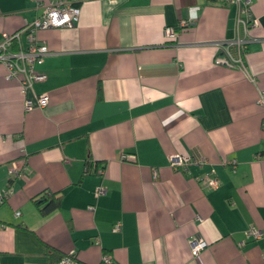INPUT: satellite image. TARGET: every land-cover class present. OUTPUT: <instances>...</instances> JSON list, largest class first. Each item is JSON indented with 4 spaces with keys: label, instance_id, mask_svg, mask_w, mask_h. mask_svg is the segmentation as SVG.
Returning a JSON list of instances; mask_svg holds the SVG:
<instances>
[{
    "label": "crops",
    "instance_id": "crops-1",
    "mask_svg": "<svg viewBox=\"0 0 264 264\" xmlns=\"http://www.w3.org/2000/svg\"><path fill=\"white\" fill-rule=\"evenodd\" d=\"M37 1L0 0V41L42 13ZM80 7L74 26L37 31L50 53L27 97L47 93V106L27 110L0 62V264L68 253L86 264H263L264 0L249 6L245 71L215 62L244 33L233 0ZM176 153L204 163L175 167ZM52 193L59 204L44 212L35 200ZM191 239L208 246L193 255Z\"/></svg>",
    "mask_w": 264,
    "mask_h": 264
},
{
    "label": "built area",
    "instance_id": "built-area-1",
    "mask_svg": "<svg viewBox=\"0 0 264 264\" xmlns=\"http://www.w3.org/2000/svg\"><path fill=\"white\" fill-rule=\"evenodd\" d=\"M87 0H47L37 1L38 7L42 8V13L30 23L27 24L24 29L16 32H4L2 40L0 41V62H2L7 68V79H19L22 86V91L25 94V106L27 110L39 107L43 108L49 104L50 98L47 93L38 94L34 98L27 97V94L31 90L35 81L44 80L46 74L37 70V65H40L44 61V57L50 53L48 45L44 41L38 40L36 34L39 29L55 28V27H70L74 26L80 18L81 7L80 5ZM239 6V18L238 21L244 23V33L241 34L239 31L236 37L232 40L222 43L221 47L224 49V55L215 57L217 64H226L229 67H236L239 70H246V64L244 61V54L252 41L248 35L249 25L256 23V20L251 21L249 16V6L251 0H233ZM246 15V18L243 17ZM193 19V16L190 17ZM182 27L188 24L187 20L180 22ZM22 33L26 34L27 42L24 47L14 51L13 44L17 41H21ZM167 36L174 37L176 30L173 27L166 28ZM264 96V90L262 91ZM260 102H263L261 99ZM264 128V122H263ZM126 154H123V158ZM172 165L187 169L191 164L196 166H202L204 159H198L191 155L174 154L171 157ZM207 185L216 188L219 186V179L209 174L206 176ZM100 192H104L103 189ZM9 194V191L0 193V203L5 201V198ZM94 209V205L90 206ZM20 214V212H17ZM121 223L117 222L114 225V230L119 231ZM254 234L256 238L261 237V231L256 229H250L248 235ZM190 246L193 255H197L203 249L208 246V243L204 240L191 239ZM103 260L106 263H112V258L109 255H105ZM52 264H86L77 259L74 253H68L63 255L58 261ZM263 264H264V253H263Z\"/></svg>",
    "mask_w": 264,
    "mask_h": 264
},
{
    "label": "trees",
    "instance_id": "trees-1",
    "mask_svg": "<svg viewBox=\"0 0 264 264\" xmlns=\"http://www.w3.org/2000/svg\"><path fill=\"white\" fill-rule=\"evenodd\" d=\"M60 201V196H58L57 193H52L49 196H47V199H36L35 203L40 207L44 202H48V204L46 203L45 205L42 206V211L44 212H48L52 209H54L55 207L58 206Z\"/></svg>",
    "mask_w": 264,
    "mask_h": 264
}]
</instances>
